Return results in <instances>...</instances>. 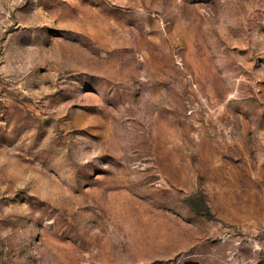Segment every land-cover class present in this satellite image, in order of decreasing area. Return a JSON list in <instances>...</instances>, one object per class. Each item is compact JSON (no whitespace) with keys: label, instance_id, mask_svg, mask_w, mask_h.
<instances>
[{"label":"rangeland","instance_id":"1","mask_svg":"<svg viewBox=\"0 0 264 264\" xmlns=\"http://www.w3.org/2000/svg\"><path fill=\"white\" fill-rule=\"evenodd\" d=\"M0 264H264V0H0Z\"/></svg>","mask_w":264,"mask_h":264}]
</instances>
